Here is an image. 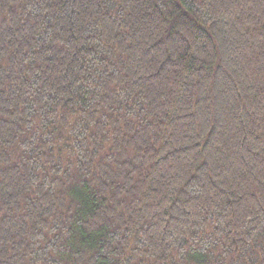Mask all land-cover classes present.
Returning a JSON list of instances; mask_svg holds the SVG:
<instances>
[{
    "label": "trees",
    "instance_id": "16d2710c",
    "mask_svg": "<svg viewBox=\"0 0 264 264\" xmlns=\"http://www.w3.org/2000/svg\"><path fill=\"white\" fill-rule=\"evenodd\" d=\"M0 264H264V0H0Z\"/></svg>",
    "mask_w": 264,
    "mask_h": 264
}]
</instances>
